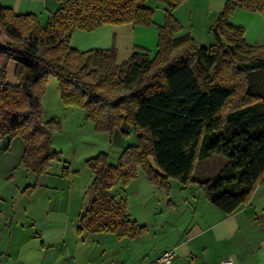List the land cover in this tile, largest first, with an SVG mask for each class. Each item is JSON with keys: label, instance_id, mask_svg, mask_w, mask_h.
Here are the masks:
<instances>
[{"label": "trees", "instance_id": "16d2710c", "mask_svg": "<svg viewBox=\"0 0 264 264\" xmlns=\"http://www.w3.org/2000/svg\"><path fill=\"white\" fill-rule=\"evenodd\" d=\"M45 25L34 13H16L0 5V138L20 135L24 163L40 176L56 155L51 146L55 119L44 120L41 97L49 76L56 77L61 100L77 105L98 130L130 124L137 143L117 163L105 153L87 160L92 195L80 214L78 232H110L135 237L145 231L130 217L124 198L111 190L126 185L142 169L148 182L167 189L169 180L197 182L210 202L230 214L247 203L264 182V44H250L244 28L229 22L237 7L264 10V0H227L210 27L215 42L198 45L176 36L181 24L165 5L158 26L157 51H135L120 64L114 47L79 51L70 45L75 29L103 24L153 23L147 0H56ZM15 61L17 83L7 81ZM212 154L226 161L203 180L195 164Z\"/></svg>", "mask_w": 264, "mask_h": 264}, {"label": "crops", "instance_id": "0c3cea01", "mask_svg": "<svg viewBox=\"0 0 264 264\" xmlns=\"http://www.w3.org/2000/svg\"><path fill=\"white\" fill-rule=\"evenodd\" d=\"M226 1L184 0L174 9V15L181 24V30L175 35L189 34L198 45H203L200 44L201 41H211L213 34L210 27L223 11ZM0 5L10 7L16 13H34L42 26L58 7L56 0H0ZM146 5L153 8L152 24H103L89 31L75 29L70 45L79 51L114 47L118 64L128 60L135 51H144L152 57L157 51L158 26L164 23L165 5L156 0H147ZM229 22L244 28V37L248 43L264 44V10L248 11L237 7L229 16ZM213 38L215 42V37ZM15 67V61H10L8 64L10 83H17L12 76ZM225 161L226 158L218 161L212 176ZM207 167H198L197 172L202 173ZM203 179L207 178L196 180ZM171 180L169 187L165 189L146 179L149 184L164 192L166 200L164 214L163 211L160 212L162 216L153 218L151 224L139 222L130 214L132 213L130 202L134 204L141 190L135 188L130 193L134 197L129 201L126 187H113L111 192L115 199L126 200L130 217L145 226V231L135 237H117L110 232L86 230L78 232L79 225H77L74 233L81 240L73 250L49 251L55 246L54 244H47L41 238L36 241L31 235L18 233V228L26 224L24 219H28L33 224L36 219L32 213L26 212V207H23L22 216L18 211L10 212L7 198L2 195L0 197V264H151L164 250L172 247L176 248L174 259L176 264H264V236L259 238L258 235L250 237L237 234L241 228L251 224V208L255 202V194L264 182L257 185L247 203L242 204L233 213L227 214L210 202L207 194L196 181L187 185L181 183L185 189L179 187L180 202H175L171 197ZM190 185H194V189L187 192ZM145 188L149 189V187ZM197 188L202 190L204 195L198 193ZM24 191L25 188L22 192ZM89 195L84 209L92 194ZM142 195L143 200L147 199L148 194L143 192ZM82 212L78 211L75 217L79 218ZM134 215H136L135 210ZM169 224L171 227H168ZM149 225H153L152 228L162 233L163 238L160 237V242L155 241L157 236L152 234ZM168 230L169 235L172 234L171 240L160 247L158 243H161L162 239L166 240L165 235ZM62 237L55 241L63 243ZM250 238L253 241L257 240L259 244L251 246Z\"/></svg>", "mask_w": 264, "mask_h": 264}, {"label": "rangeland", "instance_id": "374dc122", "mask_svg": "<svg viewBox=\"0 0 264 264\" xmlns=\"http://www.w3.org/2000/svg\"><path fill=\"white\" fill-rule=\"evenodd\" d=\"M211 37V41H201L200 44L209 46L214 43V38ZM12 76L16 79L15 70ZM7 81L9 82L8 68ZM41 105L42 118L44 120L55 119L59 123L53 130L50 140L56 155L49 160L46 170L37 177L22 158L23 138L20 135L13 138H0V197L4 195L7 198L6 202L10 212L18 211L22 216L23 207H26V212L34 215L35 224L24 219L27 225L20 226L18 233L31 235L36 238V241L41 238L47 244H54L55 246H52L49 251L73 250L81 240L74 233L75 226L79 225V218L75 216L78 211H84L90 197L89 193L92 194L89 186L93 174L87 165V160L99 153H105L108 161L116 164L122 151L128 145L137 143V135L133 127L126 122L111 132L96 129L95 123L87 116L83 107L66 105L62 102L56 77L53 75L47 79ZM222 159H225L223 155L212 154L205 159L198 160L193 176L196 179L211 177L218 166V161ZM201 166H208L204 168L207 170L202 172L205 175L197 172V168ZM116 186L126 187L129 201H132L134 197L130 193L135 188L141 190L142 194L143 192L148 194L147 199L143 200L140 192L134 204L130 202L132 212L130 214L139 222H147V224L150 222L151 224L153 218H160L162 213L164 214L166 210L164 192L146 181L142 169H138L137 177L126 185L119 183ZM171 186V197L178 203L180 200L179 187L185 189V186L175 179L171 180ZM188 187L187 192L194 189V185ZM196 191L204 195L202 190L197 188ZM134 210L136 215H134ZM251 212V224L241 228L237 234L250 237L258 235L260 238L264 236V184L255 194ZM149 227L152 229V234L157 236L155 241L160 242V237L163 238L162 233L152 228L153 225ZM168 227H171L170 224ZM169 234L168 230L165 235L166 240L162 239V242L158 243L160 247L170 242L172 234ZM61 236H63L61 238L63 243H57L55 240ZM249 243L251 246L259 244L252 238ZM251 250L252 248L250 249L252 253L253 250Z\"/></svg>", "mask_w": 264, "mask_h": 264}, {"label": "built area", "instance_id": "2783aa9c", "mask_svg": "<svg viewBox=\"0 0 264 264\" xmlns=\"http://www.w3.org/2000/svg\"><path fill=\"white\" fill-rule=\"evenodd\" d=\"M176 256V248L172 247L164 250L158 258L151 264H176L174 262Z\"/></svg>", "mask_w": 264, "mask_h": 264}]
</instances>
